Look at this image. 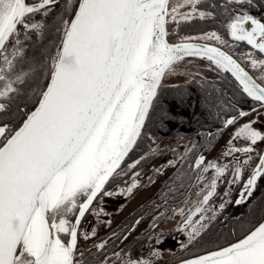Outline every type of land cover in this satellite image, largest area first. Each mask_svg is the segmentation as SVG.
<instances>
[{"label": "snow or ice", "instance_id": "6c2138e0", "mask_svg": "<svg viewBox=\"0 0 264 264\" xmlns=\"http://www.w3.org/2000/svg\"><path fill=\"white\" fill-rule=\"evenodd\" d=\"M234 2L253 4V0ZM57 4L58 0H0V99L10 102L20 93L19 86L37 72L32 64L27 71L18 68L25 61L20 37L23 34L27 40L30 33L41 36L46 28L43 17ZM201 4L202 0H67L64 11L68 18L58 17L62 29L57 27V32L62 30V40L51 57L50 79L39 93L38 105L10 136L9 125H0V137H6L0 145V264H88L82 251L77 258L78 238L82 235L88 240L96 231L81 233L79 226L89 212L99 216L104 211L97 209L94 201L100 195H112L104 190L105 185L121 175V162L142 134L162 79L174 73L185 57L206 58L221 71L230 72L242 92L264 109V85L231 55L208 44L167 42L169 20L179 25L196 17H213V11L200 10ZM186 5L189 10L181 11ZM37 14L42 19L35 20ZM226 27L234 41H244L264 54L261 19L244 11L230 17ZM183 39L221 41L216 32ZM246 58L250 67L259 71L258 79L264 81V58L252 53ZM7 108L8 103L0 102V113ZM258 110L252 108L251 113ZM248 115L250 112L238 110L239 117ZM236 122L237 115H231L223 127ZM259 123V116L243 123L228 141L225 155L244 154L234 157L228 181L243 182L236 204L250 197L258 178H264L262 150L258 163L242 181L244 165L253 159L258 143L264 144V130L253 127ZM235 140L247 144L235 147ZM195 168L199 171L197 182H205L197 193H203L202 199L187 211L176 209L182 217L177 230L187 235L189 243L216 218L215 211L205 215L210 211L206 206L229 165L205 163L201 155ZM209 169L213 170L210 178L204 175ZM137 185L138 180L133 179L122 191L131 193ZM224 206L219 205L221 209ZM197 213L199 218L193 221ZM162 237V230L148 236L149 241L155 239L157 247H150L147 255L113 252L115 264H155ZM95 248L100 252L106 242L95 244ZM99 264H110V258L105 255ZM181 264H264V222L243 239Z\"/></svg>", "mask_w": 264, "mask_h": 264}, {"label": "flooded vegetation", "instance_id": "af4514ba", "mask_svg": "<svg viewBox=\"0 0 264 264\" xmlns=\"http://www.w3.org/2000/svg\"><path fill=\"white\" fill-rule=\"evenodd\" d=\"M236 12L235 15H240L243 11ZM235 15L227 12L225 19L229 21ZM258 19L264 22V11ZM216 33L221 37L220 42L204 41L223 47L264 85V81L258 79L259 71L251 69L246 58L247 53H252L258 59L264 58V54L252 49L244 41H234L228 35L227 28L224 33ZM217 72L221 71L210 62L187 59L177 64L174 73L166 74L162 79L157 98L147 117L146 144L132 151L120 168L121 175L106 185L104 190L112 195H100L94 201V206L104 211L99 216L89 212L79 226L81 233H91L95 229L96 235L89 236L88 240L82 235L78 238V259L81 251L88 264H99L105 255L110 258V264H115L116 258L112 253L121 250L147 255L150 247H157L155 239L149 241L148 236L162 230L164 242L158 245L161 253L155 259V264H172L224 246L245 235L264 218V178H258L250 197L241 204L235 203L240 198L243 182L229 184L228 181L232 179L234 157H243L244 154L225 155L230 147L228 141L233 138L238 127H223L227 117L243 109L250 115L239 117L237 121L243 118L248 122L259 116L260 123L253 127L264 130V109H260L253 100L249 102L243 95L233 98L229 86L220 82L218 78L222 76H217ZM158 102H161L162 114L156 122L154 117H159ZM252 108L259 110L251 113ZM233 144L235 147H244L247 142L235 140ZM263 147L264 144L258 143L256 151L251 154L253 159L244 165L242 181L248 178L258 163V154ZM201 155L205 163L227 164L229 168L218 180L216 193L206 206L210 211L205 215L210 216L211 211H215L216 218L199 237L189 243L187 235L177 230L182 217L176 209L184 208L187 211L193 202L202 199L203 193L199 196L197 193L204 188L205 182H197L199 171L195 168V160ZM136 161L140 162L134 168L128 167ZM138 169H142L144 175L137 177V180L140 178L138 185L131 193H125L122 190L132 183L133 173ZM212 172L209 169L204 175L210 178ZM225 192L229 194L226 196ZM221 203L225 205L223 209L219 207ZM161 213L164 215L161 216ZM198 218L199 213L193 216V221ZM152 224L156 227L152 228ZM61 235L67 240V236ZM101 242H106V248L97 252L95 244ZM181 244L185 247L181 248Z\"/></svg>", "mask_w": 264, "mask_h": 264}, {"label": "trees", "instance_id": "16d2710c", "mask_svg": "<svg viewBox=\"0 0 264 264\" xmlns=\"http://www.w3.org/2000/svg\"><path fill=\"white\" fill-rule=\"evenodd\" d=\"M59 1L60 0H58V2ZM173 2H177V0H173ZM179 2L182 3L183 0H179ZM212 5H215V7L214 8L211 7ZM188 10L189 9L187 5L186 8L181 9V11H188ZM200 10L213 11L214 15L213 17L205 18L204 20H201L198 17H196L191 21H182L179 25L172 23L169 20V24L167 25V30L169 35L167 37L170 40H177V39H183L184 37H200L206 33H211L214 31L219 33H224L225 28H227L226 25L228 23V19L227 20L225 19L227 12L231 13V15H235L237 13L236 10H242L243 12L247 11L250 15L259 18L261 13L264 11V1L253 0V4L248 5L246 3L236 4L234 0L232 3H229V0H202ZM49 37L50 36L48 35L47 31L46 32L44 31L43 34L39 37L36 36L35 33H30V38L24 40L27 46L25 49H27L28 52L34 56L35 62L32 63V66L37 68V72L31 78L26 79L23 85L19 86L20 93L10 102L0 99V102L8 103L7 110L0 113V125L3 124L9 125L10 131L8 132V134L12 131L13 128H15L19 124V122L22 120L26 112L35 104L36 99L38 98V93L40 91V88L42 86L44 87L47 81L50 71L47 68V64L45 61L47 60L46 58L48 57L50 52L49 50L45 52L44 49L46 50L47 48L46 45H47V40H49L48 39ZM45 53L47 55L46 58H45ZM187 59L203 60L210 62L206 58H201V57H185L184 60ZM215 68L218 71H221L216 66ZM221 72L220 73L217 72V76H222V78H218V79L222 84L226 83L227 87L229 86V90H231L233 98L234 97L239 98V95H243L245 98L249 99V102L252 101L250 97H248L246 94L242 92V89L238 81L235 80V78L231 75L230 72H224V71ZM158 103H160V106H158L157 108V110L159 111V117L158 115L156 116V118L154 117V121L156 122H158V119H160V114H162L161 102ZM155 105L154 107L156 108ZM146 125H147V119L145 120V124L142 129L141 136L137 140L136 145L129 152L128 156L125 157L124 161L129 156H131L132 151L137 146L146 144L147 141V139H145ZM3 138L4 137H0V142L3 140ZM142 150H144V148H142ZM124 161L121 162V166ZM114 178H111L109 183L114 181L113 180Z\"/></svg>", "mask_w": 264, "mask_h": 264}, {"label": "rangeland", "instance_id": "374dc122", "mask_svg": "<svg viewBox=\"0 0 264 264\" xmlns=\"http://www.w3.org/2000/svg\"><path fill=\"white\" fill-rule=\"evenodd\" d=\"M74 3H75V0H74ZM66 4H67V0H60L58 2L57 6H55L53 8L52 13H50V15L48 17H43V19H44V21L46 23V28H45L44 31L45 32L47 31L48 35L50 36L48 38L49 40H47V45H46L47 48H46V50L44 49L45 52L48 51V50L50 52L48 57H47V55L45 53V58L47 57V60L45 62L47 64V68L49 69V71L51 69V57L55 56L56 51H57L58 46H59V43H60V40H61V35H62V30L59 33L57 32V27H61V29H62V26L58 23V17L63 16L65 19L68 18V15H65V11H64ZM184 8H186V6ZM34 19L35 20H40V19H42V17L39 14H37L34 17ZM20 39L22 41V44L24 45L25 61L20 63V64H18V68H22L23 70L27 71L28 67H29V64H32L33 62H35V60H34V56L31 53H29L27 49H25L27 46H26V42H24L25 39L23 37V34L21 35ZM44 66H45V64H44ZM42 87L40 88V91L38 90L39 93L41 92ZM39 93H38V96H39ZM245 120L247 121V119H243V118L240 119L239 121H237V123L234 124L235 125L234 127H236V128L239 127L240 125H242L243 123L246 122ZM134 173H137L138 175L135 176V177H132L131 180H133V179L137 180V177H139V176L141 177V175H144L142 169H138Z\"/></svg>", "mask_w": 264, "mask_h": 264}, {"label": "water", "instance_id": "95a60500", "mask_svg": "<svg viewBox=\"0 0 264 264\" xmlns=\"http://www.w3.org/2000/svg\"><path fill=\"white\" fill-rule=\"evenodd\" d=\"M264 1V0H263ZM27 2H29V3H31V2H38V0H34V1H27ZM166 39H167V42L168 43H170V44H176V43H182V42H187V43H198V44H208V45H210V46H213V47H217V48H219L221 51H223V52H225V53H227L228 55H231L232 57H233V59H235L236 61H237V63H239L240 65H241V67H243L244 69H245V71H247L248 73H249V75H251L254 79H256L254 76H253V74L246 68V67H244V65L236 58V57H234L231 53H229L228 51H226L223 47H221V46H219L218 44H215V43H212V42H209V41H204V40H200V39H197V40H184V39H178V40H169L167 37H166ZM61 40H62V36H61ZM61 40H60V43H61ZM60 43H59V46H60ZM58 46V47H59ZM57 52V51H56ZM51 70V69H50ZM50 79V72H49V75H48V78H47V81H46V83H45V85H44V87H43V89L41 90V92L46 88V86H47V82H48V80ZM256 82L257 83H260L257 79H256ZM40 92V93H41ZM38 101H39V97H38V99H37V101L35 102V104L26 112V114H25V116L22 118V120H21V122L12 130V132L9 134V136L15 131V130H17L21 125H22V123H23V121H24V119H26L27 118V115L29 114V113H31L34 109H35V107L38 105ZM237 115V118H239V116H238V113L236 114ZM4 142H6V138L3 140V142L0 144V145H2ZM263 150H264V147H263ZM262 222H264V218L263 219H261L252 229H250L245 235H243L242 237H240V238H238V239H236V240H234V241H232V242H230V243H228V244H226V245H224V246H221V247H227L229 244H231V243H235V242H237L238 240H240V239H243L244 238V236H246L251 230H253L256 226H258L259 225V223H262ZM221 247H219V248H221ZM219 248H216V249H213V250H210V251H215V250H218ZM207 252H209V251H207ZM207 252H204V253H202V254H199V255H204V254H206ZM199 255H196V256H199ZM196 256H193V257H190V258H187V259H192V258H194V257H196ZM185 260V259H184ZM181 261L182 260H180V261H177V262H175V263H172V264H181Z\"/></svg>", "mask_w": 264, "mask_h": 264}]
</instances>
